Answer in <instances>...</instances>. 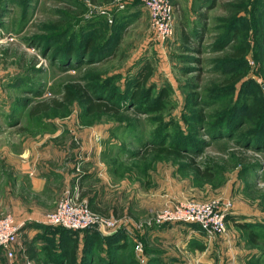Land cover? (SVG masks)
Masks as SVG:
<instances>
[{
  "label": "rangeland",
  "instance_id": "1",
  "mask_svg": "<svg viewBox=\"0 0 264 264\" xmlns=\"http://www.w3.org/2000/svg\"><path fill=\"white\" fill-rule=\"evenodd\" d=\"M263 2L190 0L184 8L174 7L172 32L167 40L157 43L151 37L142 0H0V214L9 213L21 222L19 241L24 243L12 258L0 250V264H34L29 255H36L38 238L40 264H78V236L75 256L57 263V254L72 246L68 240L59 244L54 237L48 239L51 225L43 222V216L54 207L45 208L55 206L74 188L85 202L87 195L101 194L106 186L117 191L123 179L129 187L138 183L142 191L164 187L198 200L229 197L233 209L226 215L225 229L214 236L204 234L216 246L215 261L210 264L234 261L235 254L238 264H264V143L253 140L245 146L234 140L235 135L211 138L199 126L192 133L193 140H206L200 143L199 155H175L149 143L159 138L165 121L171 120L166 129L169 135L177 130L187 132L182 113L195 108L204 112V124H210L219 110L237 103V117L242 113L246 116L239 130L259 124L264 113V62L258 53L257 25ZM234 18L240 21L238 36L220 49L211 48L217 34ZM181 21L187 32L202 29L199 51L182 40ZM113 25L119 31V43L104 60L87 63L56 55L53 59L51 51L58 43L54 39L57 42L50 45L53 32L62 28L73 35L92 32L100 40ZM239 43L248 47L243 60L225 58ZM145 61L151 65V92L162 86L167 89L165 106L158 111L145 113L122 101L117 111L89 113L77 97L36 113L29 111L37 102L61 100L64 84L89 82L87 74L117 72L121 77L116 84L122 89L125 78L135 77ZM231 70L243 71L234 85L225 88L221 79ZM188 83L194 84L193 90L200 95L196 106L185 105L189 102ZM219 88L229 91L209 105L201 103L206 92L219 94ZM24 151L28 153L21 154ZM191 159L201 167L210 166L212 175L194 173L189 167ZM52 170L59 186H52L50 180L40 188V174L49 177ZM149 212L127 209L102 213L125 222L126 227L119 229L129 243L116 255L108 253L104 261L93 264H128L129 260L132 264H190L200 260L195 255L201 254L207 241L186 239L184 231L179 238L182 243L174 242L173 232L151 240L149 230L169 223L153 222L148 219ZM182 224L196 229L193 223ZM37 226L42 230L40 237L31 233ZM53 245L56 249L50 250Z\"/></svg>",
  "mask_w": 264,
  "mask_h": 264
},
{
  "label": "trees",
  "instance_id": "2",
  "mask_svg": "<svg viewBox=\"0 0 264 264\" xmlns=\"http://www.w3.org/2000/svg\"><path fill=\"white\" fill-rule=\"evenodd\" d=\"M264 3V2H263ZM199 16H204L202 12H199ZM235 20L237 21L236 23ZM237 18H234L232 21L225 25L222 31L217 34L216 40L210 44V47L213 49H220L225 44H228L232 39L238 36V28L240 21ZM185 23L181 21L180 33L182 40L184 42L190 43L191 49L194 51H199L200 46V37L203 33L202 29L199 28L196 36L197 30L193 32L185 31ZM258 35H259V54L264 62V4L259 16V23L257 25ZM119 31H117V25H113L107 31V33L100 39L96 40L95 34L92 32H87L84 35H73L68 32V29L62 28L56 32H53V40L56 39L58 43L51 51V55L58 56L59 58L71 59L85 61L87 63H94L101 60H104L109 55L113 54L117 44L119 43ZM46 38H44L45 40ZM54 41L52 44L56 43ZM189 46L187 45L186 48ZM248 47L244 43H239L233 45L231 51L226 54L225 58L231 59V61L243 60L244 55L246 54ZM241 58V59H240ZM243 70H231L226 76L221 79V82L224 83V87H231L234 85L241 77ZM151 74V65L148 61H145L143 65L138 69L135 77L125 78L123 88L121 89L118 84H116V79H119L121 75L119 73H109L104 75L99 74H87L86 79H89V82L79 83V82H68L63 86V94L61 100H56L54 98L48 100H43L33 104L29 111L31 113H36L38 111L46 109L49 105H62L63 101L69 100L73 97H77L83 104L84 110L86 112H100V111H117L120 108L121 102L124 101L127 105L141 109L143 112L148 113L151 111H158L165 106V97L167 96V89L162 86L157 88L154 92H151L153 85L148 82V77ZM193 85V86H192ZM189 89L187 90V97L189 99L188 103L185 105L196 106L199 104L200 95L198 92L193 90L194 84L188 83ZM222 90L219 88V94H212L207 92L202 99L201 103L205 105L211 104L214 99L220 95L228 93L229 90ZM258 100V98H257ZM239 102V106H241ZM204 105V106H205ZM238 104H233L228 107H224L219 110L215 116L214 120L210 124H204L205 114L201 109L195 108L192 112L182 113V118L187 121L185 128L187 132L177 130L170 135L167 132V126H170L171 120L165 121L162 124L161 133H159V138L155 140H149L153 147L159 151L173 153L175 155L183 156L184 153L188 155H199L201 142H205L203 138L194 139L192 133L194 129L198 126L205 131L211 138L218 137H232L235 135V141L241 143L242 145L248 146L253 140L256 143H264V113L261 115L259 124L251 126L247 129L239 130L242 125H245L246 116L241 114L237 117ZM264 112V111H263ZM213 116V115H212ZM179 129V125H175ZM172 135V136H171ZM196 141H199L196 144ZM201 143V144H200ZM148 144V142H147ZM255 147V144H254ZM192 157V156H191ZM188 163V162H187ZM189 167L194 173L209 177L212 175L211 167L204 166L201 167L197 162L191 159ZM87 206L90 207L89 199L86 200ZM95 211V210H94ZM243 227H246L245 223L240 224ZM50 227V224L49 226ZM81 233V245L79 252L77 254L78 264H93L94 262L104 261V256L108 253H111L112 256L126 246L129 243L127 236L122 233L123 231L119 228L112 234L104 235L94 227H85ZM50 234L53 232L58 233L57 242L60 244L63 241H69L71 243V249L59 252L58 262L61 259L66 263V260L72 259L75 256L74 240L76 238L75 230H70L59 225H51ZM251 235L255 234L250 231ZM75 236H72V235ZM52 236L50 235L48 239ZM1 250V249H0ZM69 258V259H68ZM128 262L132 264V261ZM63 262V263H64ZM128 263V264H129Z\"/></svg>",
  "mask_w": 264,
  "mask_h": 264
},
{
  "label": "built area",
  "instance_id": "3",
  "mask_svg": "<svg viewBox=\"0 0 264 264\" xmlns=\"http://www.w3.org/2000/svg\"><path fill=\"white\" fill-rule=\"evenodd\" d=\"M149 17V30L153 40L162 43L172 32L174 4L172 0H142ZM233 209L229 197H212L198 200L193 198L173 199L161 206L150 209L148 219L155 223H193L207 236H214L225 229L226 215ZM43 222L59 225L70 230L99 226L104 231H116L125 222L111 214H102L91 210L86 202L79 198L76 188L62 195L52 210L43 216ZM21 222L9 214H0V249L7 257H14L22 249L18 239ZM100 231V230H99ZM100 233H102L100 231ZM139 241L135 247L138 248Z\"/></svg>",
  "mask_w": 264,
  "mask_h": 264
},
{
  "label": "crops",
  "instance_id": "4",
  "mask_svg": "<svg viewBox=\"0 0 264 264\" xmlns=\"http://www.w3.org/2000/svg\"><path fill=\"white\" fill-rule=\"evenodd\" d=\"M172 3L174 4V6H179V7L184 8L186 5L188 6L190 4V0H172ZM24 153H28V152L24 151L21 154H24ZM48 173L50 174V171H48ZM55 174H56L55 171H53L49 177L48 176H42L40 174V188H41V185H43V183L45 181H47V183H48V182H50V180H51L52 186L58 187L59 186L58 182H56L53 179L55 177ZM107 176L109 178H111L109 176L108 172H107ZM35 177L34 176L32 177V183H34V184L37 183V179H35ZM91 177H93V176H91ZM91 177H90V179H92ZM60 180L62 182L61 178H60ZM38 181H39V179H38ZM65 181H66V179H65ZM126 181H128V180H124V179L120 180V183L116 187L117 191L116 190L112 191L113 189H111V187L106 186L105 189H103L101 194L91 193V194L87 195L89 202H90V207L93 210L101 212V213H104L106 211L108 212V210H110L112 212H117L120 210H127V209L132 211V212H136V213H138V212L145 213L146 211H149L150 209H155V208L159 207L160 205L164 204L165 202H167L169 200L183 199V198L196 199L194 197H186V196H184L186 194H183V193L178 194L176 191H173L170 188L164 189V187L155 188V189L150 188V189H147L146 191H142L141 187L138 183H135L133 185V187H129V186H126L127 185ZM55 188H54L53 199H56V196L58 194V191H56ZM122 189H124V191ZM121 191H122V193H121ZM141 194L144 195V197H141ZM141 198H145L143 202L141 201ZM53 207H54V204L52 206H47L45 209H48V208L52 209ZM188 224H192V223H188ZM193 226L196 229L193 228L194 230H192L191 227L187 226V224L169 223V224L164 225L162 227L149 230V237L151 240H153L154 238H158V237H162V236H168V235H170L171 232H173L175 234L172 235L171 237L174 238V242H176V243L177 242L182 243V241H180V239H179L182 236L181 235L182 231L187 233L186 239H188L189 237H198V239L203 240L204 243H205V241H207V246L205 249H200V252H201L200 255H197V254L195 255L196 257H198L200 259L199 261H193V262L190 261L189 263L190 264H210L211 262H213V260L215 258L214 253H215V247L216 246L214 245V247H213V242L212 241L210 242V239H207V237H205L204 232L200 228H198V226L196 224H193ZM22 230H19V234ZM32 231L33 232H31V233L32 234L35 233V235L38 237H40V235H42L41 234L42 230H40V226L33 228ZM25 233L27 234V232H25ZM81 233H82V230L77 231L76 235L80 238ZM197 233H199V234H197ZM49 235L54 237L55 241H57V239H58V233L57 232H53L52 234L49 233ZM72 236H75V235L73 234ZM18 239H19V236H18ZM164 240H165V242H167L169 239H164ZM165 242H164V244H166ZM23 244L24 243H22V245ZM38 249H40L39 238L36 241L35 250L37 252H39L40 250H38ZM49 249L50 250L56 249V245L50 246ZM37 252H36V255H33L32 253H30V255H29L30 256L29 260H31V261L33 260L34 264H40V260L38 258L39 255ZM183 262L184 261H180L179 264H184ZM238 263H239V261L237 260V256L235 254V260L230 261V259H229L228 263H226V264H238Z\"/></svg>",
  "mask_w": 264,
  "mask_h": 264
},
{
  "label": "water",
  "instance_id": "5",
  "mask_svg": "<svg viewBox=\"0 0 264 264\" xmlns=\"http://www.w3.org/2000/svg\"><path fill=\"white\" fill-rule=\"evenodd\" d=\"M99 230H100V231L102 232V234H104V235L112 234V233L115 232L114 230H112V231H104V230L102 229L101 226H99Z\"/></svg>",
  "mask_w": 264,
  "mask_h": 264
}]
</instances>
